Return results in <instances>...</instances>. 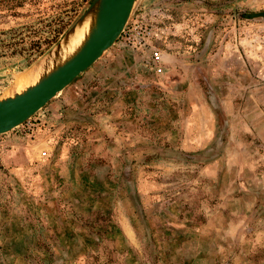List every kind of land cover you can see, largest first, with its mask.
Masks as SVG:
<instances>
[{
    "label": "rangeland",
    "instance_id": "374dc122",
    "mask_svg": "<svg viewBox=\"0 0 264 264\" xmlns=\"http://www.w3.org/2000/svg\"><path fill=\"white\" fill-rule=\"evenodd\" d=\"M88 2L0 0V93ZM131 14L160 72L116 39L0 134V264H264V0Z\"/></svg>",
    "mask_w": 264,
    "mask_h": 264
},
{
    "label": "water",
    "instance_id": "95a60500",
    "mask_svg": "<svg viewBox=\"0 0 264 264\" xmlns=\"http://www.w3.org/2000/svg\"><path fill=\"white\" fill-rule=\"evenodd\" d=\"M133 3L134 0H89L57 40L25 69L37 67V80L19 92H14L11 85L0 93V134L25 122L112 46ZM86 19L89 24L83 39L65 58L55 62L62 44Z\"/></svg>",
    "mask_w": 264,
    "mask_h": 264
},
{
    "label": "built area",
    "instance_id": "2783aa9c",
    "mask_svg": "<svg viewBox=\"0 0 264 264\" xmlns=\"http://www.w3.org/2000/svg\"><path fill=\"white\" fill-rule=\"evenodd\" d=\"M151 23V19L145 20L142 15L130 14L120 30L117 41L122 46L130 49L147 52V66L154 72H160L162 69L160 65L162 55L161 50L153 43Z\"/></svg>",
    "mask_w": 264,
    "mask_h": 264
},
{
    "label": "bare ground",
    "instance_id": "6f19581e",
    "mask_svg": "<svg viewBox=\"0 0 264 264\" xmlns=\"http://www.w3.org/2000/svg\"><path fill=\"white\" fill-rule=\"evenodd\" d=\"M88 24H89V19H86L75 28L74 32L68 37L65 44H62V46L60 47V50L57 53L58 55L54 56L55 62H59L61 59L65 58L71 51L75 49V47L83 39L87 31ZM37 70L32 71V73L34 72V74L31 78L29 79L24 78L26 80H23L24 81L23 87L21 89H17L14 92H19L22 89H24L26 86L33 84L37 80L40 74L39 70L38 71Z\"/></svg>",
    "mask_w": 264,
    "mask_h": 264
},
{
    "label": "trees",
    "instance_id": "16d2710c",
    "mask_svg": "<svg viewBox=\"0 0 264 264\" xmlns=\"http://www.w3.org/2000/svg\"><path fill=\"white\" fill-rule=\"evenodd\" d=\"M56 40H57V37H55L52 41H48L47 43L45 41L46 46H45V48H42V49H41V47L39 48V46H36L37 49L39 48L38 49V55L37 56L41 55L45 50H47Z\"/></svg>",
    "mask_w": 264,
    "mask_h": 264
}]
</instances>
